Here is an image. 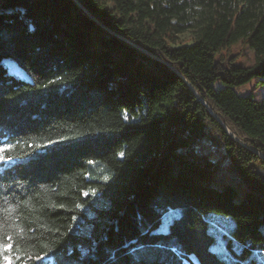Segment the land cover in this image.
Listing matches in <instances>:
<instances>
[{
	"label": "trees",
	"instance_id": "16d2710c",
	"mask_svg": "<svg viewBox=\"0 0 264 264\" xmlns=\"http://www.w3.org/2000/svg\"><path fill=\"white\" fill-rule=\"evenodd\" d=\"M238 40L253 63L227 66ZM254 76L264 0H0L14 264H264V100L236 90ZM222 165L245 190L208 181ZM212 211L234 221L232 260L211 248Z\"/></svg>",
	"mask_w": 264,
	"mask_h": 264
},
{
	"label": "rangeland",
	"instance_id": "374dc122",
	"mask_svg": "<svg viewBox=\"0 0 264 264\" xmlns=\"http://www.w3.org/2000/svg\"><path fill=\"white\" fill-rule=\"evenodd\" d=\"M181 36L185 39H188L190 36L189 33H183ZM225 64L228 66L229 62L234 64L249 65L253 63L254 52L248 43H243L238 40L231 44L228 50H225ZM7 67L11 72L16 74H24L21 69H19L11 60L5 59ZM236 90L240 94L248 95L255 98L258 101L264 100V80L261 77L254 76L247 82L242 85L236 86ZM178 152L185 153L188 156V165L185 167L187 173L196 175L191 171L189 166L193 167L195 164V159L189 152L183 148H179ZM195 151V150H194ZM193 153V150H192ZM213 159H216L215 154L212 155ZM208 181L212 183L221 185L223 182L231 183L238 192L245 190L246 186L239 176L234 173L227 171L223 168V165L219 169L215 170L212 168L207 169L206 176ZM202 177L201 178H205ZM178 213V209H170L162 215L158 229H164L169 220ZM206 219L208 220V230L214 235V240L211 244V248L225 260H232L235 258V255L232 250L238 251L240 249V244L238 241L233 238L230 239V247L227 246V241L230 236V230L233 227L234 221L231 216L218 213V212H207L205 214ZM261 230L264 231V223L261 225ZM259 258H264V254L260 253Z\"/></svg>",
	"mask_w": 264,
	"mask_h": 264
},
{
	"label": "snow or ice",
	"instance_id": "6c2138e0",
	"mask_svg": "<svg viewBox=\"0 0 264 264\" xmlns=\"http://www.w3.org/2000/svg\"><path fill=\"white\" fill-rule=\"evenodd\" d=\"M11 146L8 145H0V160L5 159V150H10ZM12 237L6 236L4 240H0V259H3L7 262V264H14V260L12 258V251H13V243ZM7 241V242H5ZM7 253V255H6ZM19 257H17L18 259Z\"/></svg>",
	"mask_w": 264,
	"mask_h": 264
}]
</instances>
